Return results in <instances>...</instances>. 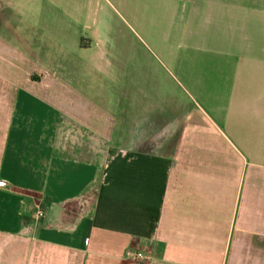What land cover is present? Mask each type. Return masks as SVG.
I'll use <instances>...</instances> for the list:
<instances>
[{"label": "crops", "instance_id": "0c3cea01", "mask_svg": "<svg viewBox=\"0 0 264 264\" xmlns=\"http://www.w3.org/2000/svg\"><path fill=\"white\" fill-rule=\"evenodd\" d=\"M203 1L216 48L175 112L106 93L77 15L0 0V264H264V0Z\"/></svg>", "mask_w": 264, "mask_h": 264}, {"label": "rangeland", "instance_id": "374dc122", "mask_svg": "<svg viewBox=\"0 0 264 264\" xmlns=\"http://www.w3.org/2000/svg\"><path fill=\"white\" fill-rule=\"evenodd\" d=\"M190 1L45 0L44 8L46 14L55 10L77 15L81 26L99 33L110 63V76L103 78L106 93L124 95L128 107L135 95L141 94L143 98L153 95L160 100L173 95L174 111L181 112L194 110L189 96L197 95L188 83L199 79L198 69L192 66V53L198 54L200 48L213 53L216 48L213 37L190 35L191 25H204L208 9L202 0L195 5ZM192 8L197 13L203 8L204 13L192 16L189 21ZM195 30L199 32L201 28ZM93 198V193L88 195V205ZM75 207L80 206L71 209Z\"/></svg>", "mask_w": 264, "mask_h": 264}, {"label": "built area", "instance_id": "2783aa9c", "mask_svg": "<svg viewBox=\"0 0 264 264\" xmlns=\"http://www.w3.org/2000/svg\"><path fill=\"white\" fill-rule=\"evenodd\" d=\"M3 187L5 183H0ZM44 217V213L41 208H38L36 211V218L41 220ZM133 260L137 264H152L153 263V256L150 251H138L135 252L133 255Z\"/></svg>", "mask_w": 264, "mask_h": 264}, {"label": "trees", "instance_id": "16d2710c", "mask_svg": "<svg viewBox=\"0 0 264 264\" xmlns=\"http://www.w3.org/2000/svg\"><path fill=\"white\" fill-rule=\"evenodd\" d=\"M75 205H77V204H75V203H72V204H68L67 206H66V212L69 214V215H72V213H77V211H78V208H74V209H71V207H73V206H75Z\"/></svg>", "mask_w": 264, "mask_h": 264}]
</instances>
